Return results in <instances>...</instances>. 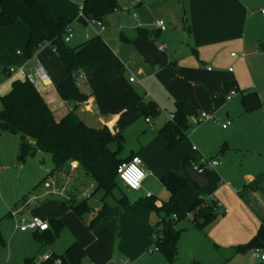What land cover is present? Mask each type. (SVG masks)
Instances as JSON below:
<instances>
[{"label":"crops","instance_id":"1","mask_svg":"<svg viewBox=\"0 0 264 264\" xmlns=\"http://www.w3.org/2000/svg\"><path fill=\"white\" fill-rule=\"evenodd\" d=\"M40 1L55 17L72 21L68 45L83 46L76 57L77 84L89 99L76 104L77 116L91 127L106 125L114 135H122L124 147L125 135L139 123L158 127L153 139L128 157L141 158L147 177L161 178L174 170L186 179L187 188L180 196L184 206L198 199L217 206L215 220L204 229L195 228L189 219L186 225H181L182 221L178 224L181 234L175 261L169 263L159 251L150 253L149 259L155 264H264L252 255V249L236 251L264 228V104L259 96L264 81L252 60L264 53V43L252 31L256 14L250 11V0H118L119 9L103 19L104 32L81 20L83 0ZM260 13L264 17L262 10ZM159 20L165 22L166 30L157 27ZM25 26L18 20L12 27L0 29V68L5 70L0 76V111L1 98L10 93L13 83L25 80L23 74L9 70L25 66L33 73L39 61L49 81L35 86L60 120L74 107L56 90L67 78L65 64L51 46L28 58L29 29ZM133 77L136 81L131 82ZM232 89L241 96V92H256L262 106L246 112L243 96L241 103L233 102L236 96L227 102L225 96ZM151 102L157 108L155 117L149 108ZM179 104L187 110L186 139L168 153L159 132ZM206 112L212 119L199 123ZM212 121L220 131L202 127ZM228 121L231 124L223 128ZM204 156L223 164L198 174L192 163ZM50 179L57 183L55 196L44 202H53V210L61 214L55 218L64 224L61 235L68 229L65 220L77 222L70 204L64 206L58 195L66 190L78 194L87 185L82 194L89 203L96 186L76 162L57 169ZM143 192L150 193L142 185L135 192L134 203L124 195L126 201L113 210L107 229H90L71 238L83 247L88 261L84 259V264L144 263L159 217L146 208ZM156 203L164 201L156 199ZM50 219L43 220L49 223ZM0 242L4 244L2 238Z\"/></svg>","mask_w":264,"mask_h":264},{"label":"trees","instance_id":"2","mask_svg":"<svg viewBox=\"0 0 264 264\" xmlns=\"http://www.w3.org/2000/svg\"><path fill=\"white\" fill-rule=\"evenodd\" d=\"M118 0H83L82 21L92 18L103 23V19L119 9ZM21 20L29 29L27 42V56L33 58L38 50L51 46L55 49L59 59L65 64L67 78L56 87L60 98L74 105L71 111L62 119L57 120L48 104L35 85L27 80L15 81L12 90L1 98L0 134L9 132L20 136L19 160L24 161L27 156L37 152L51 155L55 170L62 169L69 162L78 163L83 172L95 183L93 196L102 191L104 198L112 195V191L121 188L117 175V168L123 162L133 157L121 158L124 150L123 136L114 135L108 126L91 127L75 113L76 104H81L89 96L78 87V67L76 57L83 48H72L65 42V34L72 21L64 17H55L50 8L40 0H0V29L12 27ZM5 70L0 68V76ZM243 106L246 112L259 109L262 106L256 92H241ZM152 116L157 115L154 103H149ZM170 120L160 130L166 142V151L173 153L186 139L188 130V116L184 105H177ZM161 184L169 192L168 201L161 207L155 205L156 199L145 198L146 208L159 217L154 233L158 240L155 245L166 260L172 263L177 258V244L181 230L178 224L189 219L197 229H204L217 216V206L213 202L198 199L193 205L186 207L180 196L187 188V180L180 177L176 171H170L160 178ZM102 202H104V199ZM126 199L120 201L124 204ZM63 202L78 217L90 212L88 199L81 204ZM127 208L129 206H126ZM108 206L97 216L92 226L105 214ZM176 216V219L174 218ZM64 229L61 220H49V229L45 232H34L33 236L42 244L52 245ZM1 241V237H0ZM264 249V228H261L255 238L246 246L236 249ZM53 257L44 264H55L57 259L61 264H84L85 251L78 242L72 243L63 254L52 253ZM37 257L28 258L22 264H36Z\"/></svg>","mask_w":264,"mask_h":264},{"label":"rangeland","instance_id":"3","mask_svg":"<svg viewBox=\"0 0 264 264\" xmlns=\"http://www.w3.org/2000/svg\"><path fill=\"white\" fill-rule=\"evenodd\" d=\"M249 5L250 11H254L256 14L252 20L255 25L252 31L254 35L257 38H261V41L264 43V17L260 13L264 7V0H250ZM88 24L89 26H94L91 22H88ZM252 60L257 68L259 79L264 81V53L253 57ZM259 96L264 104V90L263 94H259ZM233 102L241 103L242 96H236ZM244 114L246 113L244 112ZM244 116L247 118L249 117L247 115ZM151 119L152 122H154L152 117ZM214 122L215 121L202 124V127H208L213 132L220 131ZM155 131L157 134L158 127L153 128L145 122L139 123L135 129L127 132L125 135V147L121 156L128 157L132 152L137 153L140 151L142 145H145L153 139ZM19 146V135H14L9 132L0 134V237L4 241V244L0 242V264H21L25 258H32L33 256L41 257L50 252L59 255L63 254L73 243L71 238L73 239L77 234L82 235L84 233L85 235L87 231L95 228H101L102 230L105 228L107 229V226H109V223L112 221L113 214L111 213L113 210L121 207L120 201L123 199L124 195L127 196L131 203L135 202L134 200L137 194L124 187L123 184L120 185L121 188L114 189L112 195H108L105 198L104 193L99 191L89 199L90 212L84 214L81 218L73 213L77 223H73V220H65L68 229H66L52 245L42 244L34 238L31 232H20L17 230L16 224L21 220H29V218L33 217H41V219L43 218L45 220L59 218L61 214L53 210V202H44L55 196L53 195L54 193H52V186H49L48 183H51L49 180H51L50 178H52L56 170L51 155L48 153L37 152L35 155L27 156L24 161H20ZM54 182L56 183V180ZM89 184L92 183L89 182ZM84 188H87V185ZM84 188H82L78 194H76V190L72 192L67 190L66 192L63 191L62 195H58V198H61V200L67 203L72 202L74 204H81L87 200V196L82 194V192H85ZM143 188L144 191H150V194H154L155 198L158 200L166 202L169 199L168 191L161 184L160 178H157V176L147 177L143 182ZM45 192L47 194H45ZM145 194L146 193L143 192V195ZM31 197H40V199L21 210L22 205H25L26 201ZM103 198L105 199L104 202H102ZM105 206H108V208L104 216L92 226L94 219L99 216ZM14 212H17V215L12 217V213ZM153 218L156 220L155 215H153ZM182 222L181 225H186L188 223L187 219ZM115 227L116 226H114V229ZM116 240L118 242L120 241L119 235H117ZM152 242L153 244L150 250L155 249L154 241L152 240ZM150 250H148L146 255L148 258L143 261V264H155V260L153 262L152 259H149L152 257L149 252ZM156 256L154 255L153 257ZM85 262H88L87 259H85ZM128 262L137 264L129 260Z\"/></svg>","mask_w":264,"mask_h":264},{"label":"built area","instance_id":"4","mask_svg":"<svg viewBox=\"0 0 264 264\" xmlns=\"http://www.w3.org/2000/svg\"><path fill=\"white\" fill-rule=\"evenodd\" d=\"M262 13L264 14V9H262ZM81 17L83 16V4L81 5ZM86 22H91L94 25H96L99 28L100 32L105 31V25L100 22L96 21L92 18L86 20ZM157 27L164 31L166 30V24L164 21L159 20L156 23ZM73 35L72 29L69 27L66 31L65 34V42L69 43L71 37ZM232 56H236V54H232ZM244 56V55H243ZM232 71V69H230ZM10 73H21L25 76V80H27L30 84L36 85L38 82L40 83H47L49 81V75L47 72L44 70L43 66L39 61L35 63V67L33 70V73H29L27 68L25 66L19 67V68H11L9 70ZM131 82L136 81V78L133 77L130 79ZM238 95V91L236 89H232L229 92H227L225 98L226 101L229 102L231 101L235 96ZM209 119H212L211 116H209L206 113H202L201 117L199 119V123H202L204 121H207ZM171 120H174V115L171 116ZM149 121V120H147ZM231 122H226V124L223 125V128H227ZM196 148L194 147V150ZM223 163L220 160L217 159H209V158H202L196 162L192 163L193 169L198 173V174H205L208 173L219 166H221ZM117 175L120 180V182L129 189L130 191H140L142 189L143 182L149 175L144 169L142 168V160L140 157L135 156L133 157L130 161L128 162H123L121 163L118 168H117ZM51 183H48L49 186H52L53 190L52 193L56 192L55 185L56 183L54 180H49ZM50 194V193H49ZM153 197L152 194L148 193L146 194V198H151ZM40 197H31L26 201L25 205H22L23 210L25 207H27L30 204L35 203ZM156 206L161 207L162 205L160 203H156ZM17 215V212L12 213V217H15ZM176 219V216H174ZM16 229L19 230L20 232H45L49 229V223L44 221L43 219L39 217H33L31 220H21L19 223L16 224ZM158 240V236L156 233L153 234V241H154V246L155 249H151L149 252H158L159 248L155 245V242ZM252 255L261 261H264V249L263 248H256L252 250ZM53 255L52 253L45 254L41 257H38L36 260V264H44L52 259ZM55 264H61V260L57 259L55 261ZM111 264H130L128 261H122V262H113Z\"/></svg>","mask_w":264,"mask_h":264}]
</instances>
